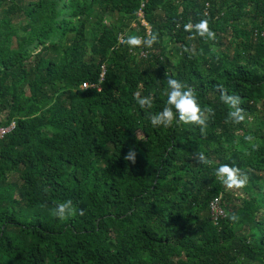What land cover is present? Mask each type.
Instances as JSON below:
<instances>
[{"label":"trees","instance_id":"16d2710c","mask_svg":"<svg viewBox=\"0 0 264 264\" xmlns=\"http://www.w3.org/2000/svg\"><path fill=\"white\" fill-rule=\"evenodd\" d=\"M201 19L213 39L184 30ZM129 35L156 39L128 46ZM168 77L192 89L204 125L150 124ZM10 122L0 264H264V0H0ZM221 165L245 179L237 194Z\"/></svg>","mask_w":264,"mask_h":264},{"label":"clouds","instance_id":"9594fccd","mask_svg":"<svg viewBox=\"0 0 264 264\" xmlns=\"http://www.w3.org/2000/svg\"><path fill=\"white\" fill-rule=\"evenodd\" d=\"M185 31H194V33L200 37H207L208 39L214 38V33L208 27V21L201 19L196 23H186L184 25ZM156 37L153 35L151 38L141 40L140 37L135 35H129L122 43L128 46H139L143 43L145 46H151ZM167 96L164 101V106L157 112L150 114L149 122L152 126H162L164 128L170 127L175 119L178 122L193 123L196 125H204V114L200 105L196 101V97L193 94L191 88L183 85L180 81L168 77L167 78ZM220 100L228 105L232 111L228 113L234 121L239 122L244 119L242 109L239 107L240 97L236 95L226 94L223 89L220 90ZM137 104L141 107H151L152 97L137 96ZM134 154L129 151L126 159H133ZM202 158V157H201ZM218 176L223 177L224 182L228 187L233 185L240 187L245 183V179L242 175L238 176L237 170L229 167L228 165H221L216 169ZM66 211L71 214V201H65L56 205L55 215L59 218L65 216ZM231 219H236L232 216Z\"/></svg>","mask_w":264,"mask_h":264},{"label":"built area","instance_id":"2783aa9c","mask_svg":"<svg viewBox=\"0 0 264 264\" xmlns=\"http://www.w3.org/2000/svg\"><path fill=\"white\" fill-rule=\"evenodd\" d=\"M147 33H149V29H147ZM119 40H121L120 37H119ZM103 74H104V67L101 66V71L99 74V80L98 81L102 80ZM87 86H96L97 89H99V87H100L98 83H90L89 84L87 82H83L81 84V88H86ZM13 127H14V122H10L8 125H5V126L1 125L0 126V137H2L5 133L9 132ZM208 207H209V211L211 214V218L214 222H216L219 217L224 215V210L220 206L217 198H213L212 200H210Z\"/></svg>","mask_w":264,"mask_h":264},{"label":"rangeland","instance_id":"374dc122","mask_svg":"<svg viewBox=\"0 0 264 264\" xmlns=\"http://www.w3.org/2000/svg\"><path fill=\"white\" fill-rule=\"evenodd\" d=\"M228 189H231L235 194H237V192H240L234 185L232 187H228Z\"/></svg>","mask_w":264,"mask_h":264}]
</instances>
